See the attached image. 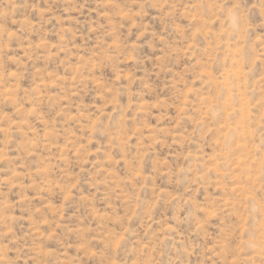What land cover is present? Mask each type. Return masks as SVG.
Returning <instances> with one entry per match:
<instances>
[{
  "label": "rangeland",
  "instance_id": "rangeland-1",
  "mask_svg": "<svg viewBox=\"0 0 264 264\" xmlns=\"http://www.w3.org/2000/svg\"><path fill=\"white\" fill-rule=\"evenodd\" d=\"M0 264H264V0H0Z\"/></svg>",
  "mask_w": 264,
  "mask_h": 264
}]
</instances>
